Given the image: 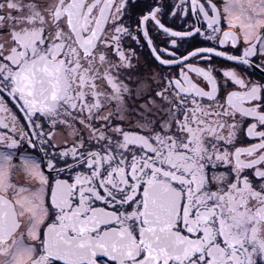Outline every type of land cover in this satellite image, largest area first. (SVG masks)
Masks as SVG:
<instances>
[{
    "label": "snow or ice",
    "instance_id": "obj_1",
    "mask_svg": "<svg viewBox=\"0 0 264 264\" xmlns=\"http://www.w3.org/2000/svg\"><path fill=\"white\" fill-rule=\"evenodd\" d=\"M250 71L264 0H0V264H264Z\"/></svg>",
    "mask_w": 264,
    "mask_h": 264
},
{
    "label": "flooded vegetation",
    "instance_id": "obj_2",
    "mask_svg": "<svg viewBox=\"0 0 264 264\" xmlns=\"http://www.w3.org/2000/svg\"><path fill=\"white\" fill-rule=\"evenodd\" d=\"M172 23H174L176 25L177 28H179L180 26V21H173ZM190 42L195 45V46H206L204 44L201 43L202 38H189ZM133 48H136V45H132ZM227 47V46H225ZM138 54L140 55V59L141 61H143L145 59V57L147 56V52L146 50H141L139 48H136ZM133 63H135V60H133ZM224 64V60L223 58H216V65L219 67L221 65ZM248 75L252 76L255 79H259L261 75H264V73H260L259 71H256L255 73L253 72H249Z\"/></svg>",
    "mask_w": 264,
    "mask_h": 264
}]
</instances>
